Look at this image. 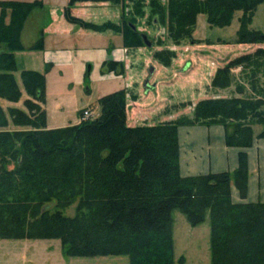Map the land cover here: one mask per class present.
I'll list each match as a JSON object with an SVG mask.
<instances>
[{
    "label": "trees",
    "instance_id": "1",
    "mask_svg": "<svg viewBox=\"0 0 264 264\" xmlns=\"http://www.w3.org/2000/svg\"><path fill=\"white\" fill-rule=\"evenodd\" d=\"M108 1L120 0H69L63 15L87 29L121 32L127 47L143 45V32L133 19L121 28L111 22L97 25L72 12L80 2ZM132 1L136 14H144L143 1ZM263 2L148 0V8L176 44L192 36L199 14H205L210 25L225 27L240 10L243 15L237 34L226 43L264 44V29L251 28ZM42 5L40 0L0 1V99L16 102L20 98L15 52L24 49L21 31L27 17ZM42 44L41 36L32 48L40 49ZM174 55L171 49L155 53L166 65ZM120 66L112 60L102 70ZM236 67L258 76L264 69V47L227 60L217 68L211 86L230 87ZM21 79L35 101L25 102L31 113L10 109L15 124L30 128L0 130V239L56 238L71 256L123 254L130 264H176L174 212L179 210L192 226L209 217L211 264H264V202L234 203L231 199L233 183L242 197L247 195V152L239 153L234 172L184 177L178 143L180 125L221 124L228 146L250 147L255 138H264V128L257 135L253 128L264 125L263 96L205 98L196 103L192 117L131 126L127 91L120 89L98 99L96 117L48 129L43 107L45 73L23 70ZM237 90L244 91L241 86ZM7 124L0 104V127ZM11 159L15 166L8 169ZM77 196L80 202L73 217L46 208L53 201L66 206ZM179 262H185L183 256Z\"/></svg>",
    "mask_w": 264,
    "mask_h": 264
},
{
    "label": "crops",
    "instance_id": "2",
    "mask_svg": "<svg viewBox=\"0 0 264 264\" xmlns=\"http://www.w3.org/2000/svg\"><path fill=\"white\" fill-rule=\"evenodd\" d=\"M68 2L69 0H60L55 4L56 6L46 10V17L42 22L32 25L33 15L42 10V8L35 9L27 17L21 31V42L24 49L15 54L16 56L20 54L28 59L27 66L21 69L19 74L23 70L45 73L48 102L44 104V109L47 113V128L54 129L79 123L84 109L92 110L93 108L98 112L100 110L98 99L120 89L129 91L127 121L131 126L154 125L179 118L181 116L179 112H173L172 109L165 107L167 97L162 89V83L157 80L158 77H154L155 69L152 74L149 72L151 67L154 68L151 65L152 61L149 56L142 57L144 54L148 55L147 50L143 48H138L135 51L130 50L124 44L121 32L111 29L96 31L68 22L63 15V10ZM42 3L44 6L45 0H42ZM92 6H99V4L80 2L74 6L72 12L80 17L82 8L90 9ZM86 14L81 17L92 18ZM118 20L116 21L118 22ZM7 21H9V16ZM41 36L43 37L42 48H32ZM234 45L238 47L230 52L228 57L236 55L237 51L245 50V46L264 47V44ZM112 60L122 66L117 70L103 71V65ZM240 70V67L233 68L232 77L234 78V74ZM16 72L14 73L16 80L21 85L22 80L18 79ZM78 87H82L88 93L93 88H97L100 90L99 96L96 100L84 105H81L79 101L73 103L70 107L76 111L77 116L74 121L66 122L64 112L65 106L70 103L69 94L72 96V91ZM60 89L64 91L65 95L59 92ZM216 90L219 88L213 89L216 94H213L211 98L224 97ZM131 93L135 95V100L131 98ZM50 95H59L62 98L51 101ZM232 96L241 97L243 95ZM178 143L180 173L184 177L210 172H234L239 166V153L246 151L249 170L247 195L242 197L239 189L233 183L231 199L234 203L264 202V138H255L252 145L247 148L228 146L226 144V129L223 125L194 124L178 127ZM2 243H5L6 246L5 250L0 252V264H130L129 257L123 254L68 255L63 249L61 240L56 238L28 239L27 241L25 239L11 241L0 239V244ZM18 247L19 250H13ZM182 256L186 259L184 255ZM179 259L175 258L176 264L180 263ZM2 260L3 262H1Z\"/></svg>",
    "mask_w": 264,
    "mask_h": 264
},
{
    "label": "rangeland",
    "instance_id": "3",
    "mask_svg": "<svg viewBox=\"0 0 264 264\" xmlns=\"http://www.w3.org/2000/svg\"><path fill=\"white\" fill-rule=\"evenodd\" d=\"M142 1L144 5L143 11H145L144 14H136L134 2L132 0H120L118 3L112 1L100 2L97 3L99 6H92L90 9L82 8L80 10L82 12L81 16H85L88 12L86 15H90L92 18L85 20L91 21L97 25L111 22L120 25L121 28L124 27L127 20L133 19L138 31L146 33L149 39H151L152 47L149 49L145 44H143L138 47L128 48L133 51L138 48L147 50L148 55L144 54L142 57L149 56V59L152 61L151 65H153L155 69L154 77H158L157 80L162 83V89L164 90L165 97H167L165 107L172 109L173 112H179V115H181L179 118L192 117L194 107L198 101L207 97L211 98L213 94H216L213 91V89L216 88L211 86L213 72L219 66L226 63L230 58L242 53L252 52L257 47L245 46V50L237 51L236 55L228 57V54L236 50L238 46L234 45L235 43H226V41H231L235 38L240 26L239 20L243 15V11L240 10L235 12L232 23L225 27L210 25L207 21L206 15L201 13L197 17L196 28L192 36L176 44L170 37H168L165 25L157 23L155 20L156 16L150 13L148 0ZM57 2H60V0H45L44 6L42 5V7H39L40 9L42 8V10L39 12L37 11V13L33 15L31 24L37 25L39 22H42V20L46 17V10L50 9L52 6H56L55 4ZM35 9H33L31 13ZM119 17L120 19L118 20ZM116 20H118V22ZM251 27L253 29H264V2L257 7L253 16ZM170 49L175 53V55L170 58V62L167 65L159 57L155 56V53L158 51H166ZM20 51L21 50L16 51L15 54ZM15 58L18 67L16 75L21 81V74L19 73L21 69L27 66L28 59L20 54L17 56L15 55ZM17 84L21 91L19 100L12 102L10 100L0 99V104L5 112L8 122L7 126L0 127V130L13 131L30 128L15 124L10 114L11 108L31 113L28 106L25 105V102L29 99L35 101V99L25 90L23 83L20 85L17 82ZM239 86L243 87V93H240L237 90ZM253 87L257 90L255 91ZM219 90H216V92L224 97H231L232 95H243L246 97H256L261 95L264 97V69H260L258 76L256 77L252 76L250 69H245L244 71L240 70L238 73L234 74L231 88H219ZM59 92H62V95H65L64 91L61 89ZM99 92V89L93 88L92 91L88 93L82 87H78V89L72 91V96L69 93H66L70 96V103L65 106L64 112L66 115V122L68 120L74 121L77 116V114H75L76 111H73V108L70 107L73 103L79 101L81 105H84L90 101H94L97 99V96H99ZM128 93L129 91H127V97ZM47 96H45L44 104H47L48 102ZM131 96V98L135 100V95L132 94ZM56 98H62V96L50 95L51 101ZM81 98H83V100H80ZM99 113L100 110L96 112L92 108V117H96ZM253 128L254 133L258 134L261 130H263L264 125H254ZM14 166L15 162L11 159L7 164V168L12 169ZM79 202L80 196H77L75 200L66 206H57V203L53 201L47 203L46 208L49 212L60 209L64 215L73 217L78 212ZM174 219L176 260L184 255L186 259L183 264H211L209 217L202 224L192 226L182 212L175 210ZM6 240L11 241L15 239ZM27 240L28 238L25 239V241ZM5 246V243L0 244V252L5 250ZM13 250H19V247L18 249ZM1 262H3V260Z\"/></svg>",
    "mask_w": 264,
    "mask_h": 264
},
{
    "label": "water",
    "instance_id": "4",
    "mask_svg": "<svg viewBox=\"0 0 264 264\" xmlns=\"http://www.w3.org/2000/svg\"><path fill=\"white\" fill-rule=\"evenodd\" d=\"M133 28L136 29L135 26H133ZM141 35H142V38H143L144 44H145L148 48H151V47H152V41H151V39H149L148 35H147L146 33H144V32L141 33ZM153 71H154V68L151 67L150 70H149V72L152 74ZM147 84H148V81H147Z\"/></svg>",
    "mask_w": 264,
    "mask_h": 264
},
{
    "label": "built area",
    "instance_id": "5",
    "mask_svg": "<svg viewBox=\"0 0 264 264\" xmlns=\"http://www.w3.org/2000/svg\"><path fill=\"white\" fill-rule=\"evenodd\" d=\"M92 117V110L90 108H86L82 111L81 117H80V122L87 120Z\"/></svg>",
    "mask_w": 264,
    "mask_h": 264
}]
</instances>
